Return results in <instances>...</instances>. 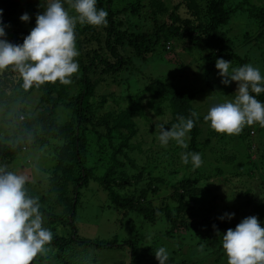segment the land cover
I'll return each instance as SVG.
<instances>
[{
    "label": "rangeland",
    "instance_id": "1",
    "mask_svg": "<svg viewBox=\"0 0 264 264\" xmlns=\"http://www.w3.org/2000/svg\"><path fill=\"white\" fill-rule=\"evenodd\" d=\"M164 1L175 5L181 0ZM243 1L230 0L229 4H243ZM50 2L51 0H33L19 16L27 13L29 21L25 23H31L32 16L36 18L38 14H43ZM61 2L64 4L66 0ZM248 4V7H243L242 13H236L230 18L229 23L222 28V32L231 39L233 51L241 58L246 57V64L258 68L264 77V29L258 28L257 22L250 16V9H248L251 6L260 9L264 5V0H248ZM65 9L70 15H76L73 9ZM131 21L138 26H134L135 28L130 26V33L142 36L153 31L150 21L144 17L135 21L131 19ZM83 25L91 30L81 40V42L84 41L81 50L84 53L88 51V54L91 51L102 52L100 47L106 42L104 26ZM5 33L6 35L0 39L8 40L12 31L5 29ZM132 50L124 45L118 49V52L130 57L134 51ZM215 55L216 53L212 50L201 51L199 46H193L187 39L180 42L173 41L169 51L157 47L152 54L143 52L139 56L142 58L132 55L133 61L130 62L128 71L106 76V80L98 85L96 102L103 103L96 111L97 115L94 116L93 122L108 114L111 115V119H114L123 110L127 111L131 108H129L131 101L139 99V105L144 111L142 116L135 114L133 117L134 134L127 133L128 147H132L126 148L130 159L126 161L127 170L133 174L143 170L147 176L143 175L146 180H143L142 186L149 180H156L153 183L157 186L158 192L156 195H150L155 206L164 202L173 209L175 203L164 199L172 196L176 190L184 193L182 185L188 184L187 187L196 190L192 212H190L191 217L196 216L198 220H201L204 217L216 216L219 219L225 213H234L231 220L227 218L219 220L230 225L228 229L235 230L243 219L251 216L257 218L254 209L257 204H264V186L262 187L259 178L264 171L263 127L253 124L245 126L239 135H227L213 130L210 122L198 123L199 133L195 143L199 144L200 151L191 149L189 133L185 137L187 148H182L174 140H170L167 146H162L158 140L159 128L156 125H164L171 120L169 106L164 103V113L156 114L147 107L149 94L143 92L150 80L160 82L162 88L174 87L178 92L191 96L189 104L192 110L198 113L199 118L204 119L211 107L219 103L234 102L237 95V82L233 81L229 85L221 83L223 77L219 76V70L215 67L217 61L214 60ZM84 57L87 61V57L85 55ZM229 62L230 72L233 68L239 67L237 63ZM0 74L5 75L3 79L7 82V86L15 82L23 83L18 72H0ZM41 88L42 86L39 88L33 86L27 91L24 101L30 107L29 109H34L36 106ZM21 103H23L22 95L10 104L8 111L11 117L3 115L0 107V139L10 138L16 131L17 124L24 119L23 115L15 113L20 110ZM12 113H15L17 117L12 116ZM59 116L62 122L68 120L66 111H60ZM86 127L88 132L86 150L89 162L87 165L94 166L93 163L96 160L98 169L94 170L93 178L87 185L79 190L81 196L76 206V231L85 240L112 241L116 239V245L122 247V250L91 248L83 254V258H79L81 262L84 259L87 264H120V262L130 264L129 251L132 247L129 244H133L136 257L142 260V264H159L155 252L160 247L166 248L169 253L166 264H227V255L223 250L222 241L216 242L205 237L203 227L199 231L183 226L172 230L170 221L166 218L159 217L154 223H146L132 212L124 213L113 208L101 183L94 179L100 177L103 169L99 166L105 163L102 158L97 160L102 149L99 150L96 143L102 141L104 146L118 147L121 140L117 134L112 133L108 141L104 126ZM248 134V140L245 141V136ZM247 148H250L249 152L246 151ZM41 151L38 148L27 149L18 154L12 163L3 166L6 167V171L28 177L25 190L30 197L44 196L49 190L48 177L43 172L53 165V160L45 151ZM184 152L199 153L203 161L202 165L199 168H193L191 161L187 165L182 163L181 154ZM247 153L251 155L253 162L249 166L244 165ZM132 163L135 168H130L133 166ZM218 170L222 171V175L215 176V171ZM182 180H188L191 183L180 182ZM193 181H197L196 184ZM40 206L47 208L46 205L40 204ZM41 213L44 217V226L53 232L55 226L50 223L45 212ZM54 213L63 216L62 220H67L62 209L54 210ZM191 217L187 213L181 216L185 221L190 220ZM258 221L260 226L264 227V218ZM200 245H204L203 250H200ZM37 257L42 260L39 261L40 264H60L57 257L54 260L55 255L47 251L46 245L45 250Z\"/></svg>",
    "mask_w": 264,
    "mask_h": 264
},
{
    "label": "trees",
    "instance_id": "2",
    "mask_svg": "<svg viewBox=\"0 0 264 264\" xmlns=\"http://www.w3.org/2000/svg\"><path fill=\"white\" fill-rule=\"evenodd\" d=\"M32 1L0 0V9L3 10L0 15V26H6L4 30L12 31L7 41L13 45H22L25 37L36 26L35 17L32 16L31 23H25L19 16ZM229 3L230 0H181L174 5L164 0H96L97 10L104 9L108 12V24L103 27L106 42L100 47L102 52L91 51L88 54V51L84 53L81 50L84 43L81 40L87 36L91 29L77 22L75 35L79 56L75 59L79 64V70L71 77L70 85H62L58 81L55 84L46 83L43 85L34 109H29L30 107L24 101L29 89L25 90L21 82L7 86V82L3 79L5 75L0 74L2 114L10 116L8 107L22 95L23 103L19 106L20 110L15 113L23 115L24 118L19 124L16 123V131L10 138L0 139V165L6 166L12 163L18 154L30 148H38L40 151L43 148L41 152L45 151L47 156L53 160V165L43 172L48 177L49 190L46 195L38 198L40 204L47 206L46 209L40 207V211L45 212L50 223L55 226L52 232V242L46 245V249L55 255L54 260L57 257L60 264H87L84 259L81 262L79 258H83V254L91 248L95 250L103 248L117 250L120 248L122 250V247L116 245V239L90 241L81 238L76 231V206L81 196L79 190L82 186L87 185L93 178L94 170L98 169L96 160L93 163L94 166L87 165L89 162L86 150L88 142L86 126H104L108 141H110L109 136L112 133L117 134L121 140L118 147L104 146L102 141L96 143L98 149H102L97 160L102 158L105 163L99 166L103 169L100 177L94 179L101 183L113 208L124 213L132 212L140 216L146 223H154L159 217L166 218L170 221L172 230L178 229L180 226L194 231L204 228L205 237L216 242L223 240V235L226 234L230 226L226 222H220L216 216L204 217L201 220H198L196 216L191 217L195 189L191 190L187 187L188 184H183L184 193H179L176 190L172 196L165 198V201L169 200L175 203L173 209L164 202L155 206L150 195H156L158 192L157 186L153 183L156 180H149L142 186L143 180H146L143 175L147 176L143 170L136 174L127 170L126 161H130L128 152H126L129 139L127 133L134 134L133 117L135 114L142 116L144 111L143 107L139 105V99L130 100L129 108H131L127 111L123 110L114 119H111L109 114L95 122L93 119L103 103L97 104L96 102L98 85L101 81L106 80V76L128 71L130 62L133 61L132 55L142 58L139 56L143 52L152 54L157 47L169 51L173 41L180 42L187 39L193 46H199L201 51L207 49L214 51L216 53L214 60L223 58L237 63L239 67L246 65L247 58H241L238 53L233 51L232 41L222 32V28L229 23L232 16L241 12L243 7L249 6L248 0H244L243 4L230 5ZM63 6L70 8L67 0ZM248 9H250V16L257 22L258 28L264 29V5L260 9H256L254 6ZM141 17L150 21L153 31L142 34V36L130 33V26L133 28L138 26L131 19L135 21ZM128 18L130 19L128 20ZM124 45L134 50L130 57L118 52V49ZM84 55L87 57V61H85ZM11 71L13 69L9 67L2 73ZM143 92L149 94L147 107L158 115L164 113L163 104H168L171 120L164 124L165 129H170L173 124L178 123L179 116L194 120V127L189 132L191 149L200 151L199 144L195 143L199 133L197 124L206 122L203 118L191 117L193 112L189 104L191 96L178 92L174 87L162 88L160 82L151 80ZM250 94L264 103V92L256 94L250 90ZM60 111L67 112L68 120L61 121ZM15 113H12V116L17 117ZM248 137L249 134L245 136V141L248 140ZM131 148V146L128 147V149ZM249 149L247 148L246 151L249 152ZM245 160L244 165L249 166L253 163L249 153L246 154ZM132 165L130 168H135L133 163ZM219 175H222V171H215V176ZM259 178L263 187L264 171ZM180 182L191 183L188 180ZM193 182L196 184L197 181ZM173 188L176 187L173 186ZM57 209L64 211V216H67L66 221L62 220L63 216L54 213V210ZM185 213L191 217L190 220L185 221L181 218ZM254 213L258 220L263 219L264 204H257ZM129 246L132 247L129 251L130 264H142V260L140 261L136 257L133 244H129ZM77 258L78 260H76ZM39 261L42 260L37 257L31 264H40Z\"/></svg>",
    "mask_w": 264,
    "mask_h": 264
},
{
    "label": "clouds",
    "instance_id": "3",
    "mask_svg": "<svg viewBox=\"0 0 264 264\" xmlns=\"http://www.w3.org/2000/svg\"><path fill=\"white\" fill-rule=\"evenodd\" d=\"M67 3L75 16L70 15L61 0H51L43 14L37 15L36 26L22 45L0 39V72L9 67L18 72L25 90L57 81L70 85L71 77L79 70L75 59L79 56L75 35L77 22L91 26L108 24V12L97 10L96 0H67ZM2 12L0 9V15ZM20 19L28 22L29 16L24 13ZM4 27L0 26V37L6 35ZM215 67L223 77L222 84L237 82V95L234 102L211 107L204 121L210 122L217 133L227 135H239L245 126L253 124L264 127V104L250 94V90L256 94L264 92V77L259 69L246 64L230 72V62L223 58L217 59ZM191 117L199 118L195 111ZM178 121L170 129H165L163 124L156 125L162 146L174 140L182 148L188 147L185 137L194 127V120L179 116ZM181 160L185 165L191 161L193 168H199L203 163L201 155L194 152L182 153ZM27 182L26 175L6 171V167L0 166V264H31L53 239L51 229L44 226L39 198L30 197L25 190ZM234 215L225 213L219 219L231 220ZM203 247L200 245V250ZM222 247L227 264H264V227L255 216L247 217L235 230H227ZM155 257L159 264H166L169 253L160 247Z\"/></svg>",
    "mask_w": 264,
    "mask_h": 264
}]
</instances>
